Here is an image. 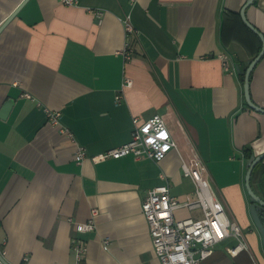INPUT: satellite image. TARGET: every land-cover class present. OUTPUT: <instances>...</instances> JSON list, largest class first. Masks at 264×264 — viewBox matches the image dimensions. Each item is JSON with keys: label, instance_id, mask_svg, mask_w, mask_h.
<instances>
[{"label": "crops", "instance_id": "1", "mask_svg": "<svg viewBox=\"0 0 264 264\" xmlns=\"http://www.w3.org/2000/svg\"><path fill=\"white\" fill-rule=\"evenodd\" d=\"M25 0H0V27ZM248 0H29L0 32V249L7 264H161L142 202L169 183L180 201L196 186L171 150L160 163L132 156L92 158L131 139L133 119L163 116L180 145L193 144L214 196L243 230L249 250L231 257L227 243L202 264H264V225L247 192L252 157L264 154V114L245 105L241 75L254 47L235 15ZM88 9L100 10L101 19ZM264 35V0L247 9ZM137 34L125 60L123 20ZM125 77L133 81L122 89ZM29 95L31 98H28ZM120 96L119 102H116ZM250 96L264 109V56L250 77ZM45 109L84 146L48 122ZM180 123V126L178 125ZM164 173L167 180L161 178ZM264 200V161L251 176ZM96 209L95 229L77 232ZM179 219L200 209H180ZM85 244L82 259L74 249ZM234 246V245H233Z\"/></svg>", "mask_w": 264, "mask_h": 264}, {"label": "built area", "instance_id": "2", "mask_svg": "<svg viewBox=\"0 0 264 264\" xmlns=\"http://www.w3.org/2000/svg\"><path fill=\"white\" fill-rule=\"evenodd\" d=\"M135 1V0H133ZM68 7H78L79 0H58ZM101 19L102 11L88 9ZM127 35V42L121 51L125 60H130L134 53V40L137 34L127 16L123 20ZM133 85L132 79L125 77L122 89ZM28 98H31L27 95ZM117 96L116 102H119ZM48 122L58 126L61 132L75 144L78 161L82 162L87 157L84 146L80 145L74 134L65 127L61 121V113L45 109ZM180 126V123H178ZM175 150L179 153L181 170L185 177L192 179L196 186L195 197L180 201L171 195L169 183L164 173L160 176L165 184L151 189L142 202V213L146 219L153 251L161 264H202L213 255L215 247L226 239L234 238L237 244L226 248L231 257L238 256L243 251H248L244 241L242 228L231 221L226 213L225 206L213 194L210 181L207 177V167L193 144H188L186 153L180 152V145L173 137L166 119L155 115L146 121L138 117L133 119V130L129 142L112 148L107 152L96 155L93 162H102L107 159H120L132 156L138 161L150 160L160 163L167 153ZM180 209H200L202 216L199 218L179 219L175 213ZM98 211L93 209L87 222L75 223L77 232H91L95 229L94 218ZM78 259L83 258L85 244L79 240L75 246ZM4 250L0 249V264L3 262Z\"/></svg>", "mask_w": 264, "mask_h": 264}, {"label": "water", "instance_id": "3", "mask_svg": "<svg viewBox=\"0 0 264 264\" xmlns=\"http://www.w3.org/2000/svg\"><path fill=\"white\" fill-rule=\"evenodd\" d=\"M29 0H25L20 7L14 12L12 13L9 18L5 21V23H3V25L0 27V32L3 30V28L16 16V14L18 13V11L28 2ZM255 0H248L245 5L241 8L240 10V16L241 19L243 21V23L246 25V27H248L253 33H255L262 41V48L260 53L250 62V64L248 65L246 72H245V78H244V96H245V100L246 103L248 104V106L253 109L254 111H257L259 113H263L264 114V109L261 107H258L257 105H255V103L252 101L251 96H250V77H251V73L253 71V69L255 68V66L259 63V61L261 60V58L264 56V35L252 24L249 22V20L247 19V9L249 7H251L253 5ZM264 160V154L260 155L258 157H256L249 165L247 174H246V179H245V183H246V189L248 194L250 195V197L257 203L259 204L261 207L264 208V200H262L252 189L251 187V176L253 173V170L255 168V166ZM5 264H7L5 261H3Z\"/></svg>", "mask_w": 264, "mask_h": 264}, {"label": "trees", "instance_id": "4", "mask_svg": "<svg viewBox=\"0 0 264 264\" xmlns=\"http://www.w3.org/2000/svg\"><path fill=\"white\" fill-rule=\"evenodd\" d=\"M256 3V0L254 1L253 5ZM235 17L240 21L241 25H242V29H244V34H243V37L240 39L241 42L247 47L249 48V44L252 45V47H254V51L252 53V58H255L261 51V48H262V41L261 39L255 34L253 33L248 27H246V25L243 23L242 19H241V16L240 14H237L235 15ZM245 72H246V69H244L242 75H241V78H242V82L244 83V78H245ZM245 105L247 107L248 104L246 103V100H245ZM245 153V157L250 161L252 162L254 160V158L252 157V154L250 152V150L246 149L244 151ZM264 161V160H263ZM263 161L259 162L254 170H253V173L255 171V169L259 166V164H261ZM252 173V174H253ZM254 201V200H253ZM254 203L257 205V208H258V215H259V218L262 222V224L264 225V208L261 207L259 204H257L255 201Z\"/></svg>", "mask_w": 264, "mask_h": 264}, {"label": "rangeland", "instance_id": "5", "mask_svg": "<svg viewBox=\"0 0 264 264\" xmlns=\"http://www.w3.org/2000/svg\"><path fill=\"white\" fill-rule=\"evenodd\" d=\"M228 245H231V246H233V245H235L234 243H232V242H229V243H227Z\"/></svg>", "mask_w": 264, "mask_h": 264}]
</instances>
